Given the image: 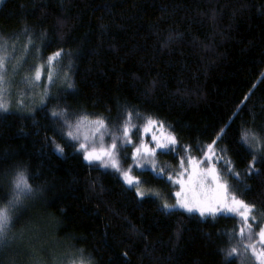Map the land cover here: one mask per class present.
<instances>
[{
	"label": "trees",
	"instance_id": "1",
	"mask_svg": "<svg viewBox=\"0 0 264 264\" xmlns=\"http://www.w3.org/2000/svg\"><path fill=\"white\" fill-rule=\"evenodd\" d=\"M0 35L20 48L31 37L44 60L63 50L47 95L0 111V199L17 171L33 188L13 220L28 239L0 246V264H241L226 259L242 250L225 235L239 232V217L165 214L118 173L89 165L67 133L83 115L122 124L131 111L132 124L151 117L176 137L177 151L158 153L174 165L215 140L216 165L240 173L236 195L254 205L257 233L264 153L249 174L241 136L264 129V0H2Z\"/></svg>",
	"mask_w": 264,
	"mask_h": 264
},
{
	"label": "snow or ice",
	"instance_id": "2",
	"mask_svg": "<svg viewBox=\"0 0 264 264\" xmlns=\"http://www.w3.org/2000/svg\"><path fill=\"white\" fill-rule=\"evenodd\" d=\"M28 30H24V34L27 35ZM171 39V37H169ZM31 43V40H29ZM7 41L0 35V111H8V104L5 100V93L8 91V85L10 78L8 76L9 56L7 52ZM28 45L25 44V49ZM63 55V50L55 52L48 57L45 64H41L36 67L35 72L31 77H25V80L29 83H38L41 80L45 67L48 69L47 80L51 84L54 81L53 66ZM24 57H21L18 63L22 62ZM16 66L13 65V70ZM264 78V77H262ZM68 88H72L73 85L68 83ZM48 86H44L45 95H47ZM247 99V96L245 97ZM41 103H44V98H41ZM52 115L59 116L64 113L53 112ZM133 112L127 113V119L121 124L119 121L112 123L108 118L100 117L94 120H90L87 115L81 116L75 125V130L78 133L81 126L87 124L91 128L90 137L85 136L83 143H80L79 150L84 153V160L89 165H96L105 170H112L115 173H119L123 178V183L128 186L129 189L135 188L136 195L142 199L147 196H158L159 193L145 191L140 188L142 181L138 179V175H142L145 171L154 173L157 177L164 178V168L157 170V161L155 159L158 152L161 154H168L169 152L177 151L178 141L174 135L168 134L162 140L155 141V147H148L143 141L139 145L134 146L132 153L133 164L129 166L127 170L122 169L121 160L126 157L127 145L133 144L132 135L133 129L137 130L138 125L132 124ZM137 118L140 117L139 113H135ZM151 126H158L163 128V122H159L151 117H148L144 127V131L148 132ZM69 127H72L69 125ZM219 135H223V129ZM105 136L111 139V143L104 144ZM67 137L71 140H79L81 137L78 134H74L73 131L67 133ZM219 138V137H218ZM241 142L249 148L252 153V162L249 164V174L255 172L254 164L259 158L257 153H264V129L259 133H253L251 129L245 130L241 136ZM99 147H96V145ZM89 145H92L89 150ZM216 141L214 140L208 145L210 154H205L200 158L191 155H182L180 160V168L175 173V176L181 179H175L173 175H168L167 180L173 184H180L181 191L175 193L177 200L175 204L163 203L160 210L165 214H171L174 209H182L189 214L198 213L200 218L212 217H239L241 226L239 232L232 231L225 233L229 240L235 239L237 236V244L242 245L240 247H232L226 253V259L233 257H240L241 264H264V226L259 227L257 233H253L254 225L249 223V220L256 221L257 217L252 215L255 211L254 205H249L244 200L239 199L236 195V187L238 184H242L240 180V173L236 172L232 166L231 161H227L223 164L222 168H217L216 164L223 161L224 157L216 156L215 150ZM254 148V151H253ZM56 150L63 152V148L57 145ZM185 152H190V149H184ZM222 151V150H221ZM187 164V167H185ZM207 164V167H202ZM133 168L139 169L138 175H132ZM185 175L188 177L189 187L185 188V182L182 179ZM230 180L232 183H230ZM10 188L6 193V199H0V246H2L6 240L10 227L13 223L16 210L23 203L25 198L33 195V188L28 182V178L23 171H17L11 179ZM214 185L213 194H208V187ZM188 193H192L189 197ZM195 201V202H193ZM264 219V213L260 214ZM247 239L252 241L248 244H243V240ZM259 249V250H258ZM250 250V255L248 254ZM66 264H85L84 259L72 258L66 262Z\"/></svg>",
	"mask_w": 264,
	"mask_h": 264
},
{
	"label": "rangeland",
	"instance_id": "3",
	"mask_svg": "<svg viewBox=\"0 0 264 264\" xmlns=\"http://www.w3.org/2000/svg\"><path fill=\"white\" fill-rule=\"evenodd\" d=\"M1 1L2 0H0V2ZM4 37L6 38V39L4 38V40L7 41V45H6L7 52L11 54L9 56V66H8V76L10 78V81L8 85V91L5 93L4 98L8 104V109H10L12 106H16V107L23 106L24 107L26 104L28 107L29 105L28 97L32 100H35L39 94L43 95L44 86L47 80L48 69L47 67H45L41 80L38 83H35V84L29 83L28 81L25 80V77L30 78L31 75L35 72L36 67L41 64H45L47 60L42 59L41 55L40 54L38 55V53L36 52V49L33 52V48H32L31 49L32 52L30 53L29 40H31V37H28L29 40L27 42L26 41L23 42L24 44L28 45L27 49H25V45L20 48V46L17 43L18 41H16L17 38L15 37L13 38V35H4ZM0 54H3V52L0 51ZM28 54L30 55L34 54L33 58H30V55L28 56ZM21 57H24V60L18 63ZM13 65L16 66L15 70H13ZM54 70H55V67L53 66V72ZM89 119L94 120V118H89ZM73 123L70 124L72 127H69L68 125V132L73 131L74 134H78L81 137L79 140H76L78 143V149H79L80 143L85 142L84 141L85 136H88L89 138H91L90 137L91 128L90 126L85 124L81 126L79 132L77 133L75 130L76 122H73ZM145 124L141 127H138L139 128L138 135L136 134L137 130L133 132V135H132L133 144L126 146L127 148L126 157L122 158L121 160V167L124 170H127L129 166L133 164L132 153L134 151L135 145H139L141 141H143L145 144H147L148 147H155V141L153 140V137H156L157 140H162L165 137H167L168 134L173 135L172 133L168 132L164 127L159 128L158 126H151L149 128V131L145 132L144 131ZM110 143H111V139L105 136L104 138L105 146ZM91 147L92 145H89V150H91ZM96 147H99V145L97 144ZM80 152L84 157L83 151H80ZM158 153L155 157L157 161V170H159L160 168L165 169L163 179L157 177L154 173L150 172V174H148L147 171H145L142 175H138L140 170L135 169V168H133L132 175L134 176L138 175V179L142 181L140 185V188L142 190L159 193L158 196H147V197H153L157 199L161 204L165 202L169 204H175L177 200L175 193L178 191H181V185L173 184L169 182L167 180V176L173 175L175 179H181L180 177L175 176V173L180 168L181 158L178 159L177 164L174 165L172 161L167 160L165 158L158 157ZM206 153L210 154L209 149L208 151L205 152V154ZM207 166H208L207 164H204L202 167H207ZM185 167H187V164H185ZM121 179L123 180L122 177ZM182 179L185 182V188L189 187L187 175H185ZM214 187H215L214 185L208 187L207 190H208L209 195L213 194ZM133 190L136 192L135 188H133ZM188 195L189 197H191L192 193H188ZM256 217H257L256 221L259 220L258 218L259 216H256ZM27 239H28V235H21V233L18 230L16 231V228L12 223L10 230L8 232V235H7V240L3 245L12 244L14 241L16 243H23V242H26Z\"/></svg>",
	"mask_w": 264,
	"mask_h": 264
}]
</instances>
